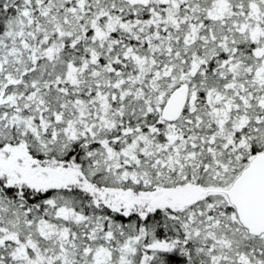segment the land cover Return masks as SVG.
I'll use <instances>...</instances> for the list:
<instances>
[{
	"label": "snow or ice",
	"instance_id": "snow-or-ice-1",
	"mask_svg": "<svg viewBox=\"0 0 264 264\" xmlns=\"http://www.w3.org/2000/svg\"><path fill=\"white\" fill-rule=\"evenodd\" d=\"M0 264H264V0H0Z\"/></svg>",
	"mask_w": 264,
	"mask_h": 264
}]
</instances>
